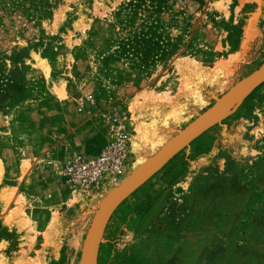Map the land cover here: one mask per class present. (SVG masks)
I'll return each instance as SVG.
<instances>
[{
    "label": "rangeland",
    "instance_id": "obj_1",
    "mask_svg": "<svg viewBox=\"0 0 264 264\" xmlns=\"http://www.w3.org/2000/svg\"><path fill=\"white\" fill-rule=\"evenodd\" d=\"M263 65L264 0H0V137L17 148L9 124L21 130L45 94L94 103L107 143L128 136L125 173L93 192L64 183L67 150L42 163L61 196L26 191L21 175L14 207L0 209V264H86L102 211L95 264H264V79L234 92ZM222 101L207 129L102 209Z\"/></svg>",
    "mask_w": 264,
    "mask_h": 264
},
{
    "label": "crops",
    "instance_id": "obj_2",
    "mask_svg": "<svg viewBox=\"0 0 264 264\" xmlns=\"http://www.w3.org/2000/svg\"><path fill=\"white\" fill-rule=\"evenodd\" d=\"M96 110L94 103L89 104L82 98L67 95L59 97L57 94L31 97L23 111V128L16 129L21 124L20 121L9 124L10 134L14 136L13 141L17 148L12 149L9 146L11 141L0 137V163L6 180L0 186V193L2 190L11 193L4 206L0 202V209L14 207L11 205L17 194L12 198L13 189L17 187L16 180L21 175H24L23 184H29L26 191L31 190L42 195L53 190L56 194L47 195H62L54 191L58 186H52V173L45 171L42 163H55L59 159L63 161L66 150H100L108 138L103 120L105 113H96ZM36 160L42 161L41 165L34 163ZM39 166L43 170L38 169ZM17 192L19 193V189Z\"/></svg>",
    "mask_w": 264,
    "mask_h": 264
},
{
    "label": "built area",
    "instance_id": "obj_3",
    "mask_svg": "<svg viewBox=\"0 0 264 264\" xmlns=\"http://www.w3.org/2000/svg\"><path fill=\"white\" fill-rule=\"evenodd\" d=\"M91 100L92 97H89ZM128 136L117 129L108 143L94 154L68 153L61 177L72 192H93L104 182L123 176L127 165Z\"/></svg>",
    "mask_w": 264,
    "mask_h": 264
},
{
    "label": "water",
    "instance_id": "obj_4",
    "mask_svg": "<svg viewBox=\"0 0 264 264\" xmlns=\"http://www.w3.org/2000/svg\"><path fill=\"white\" fill-rule=\"evenodd\" d=\"M264 79V65L258 68L255 72H253L241 85L240 88H237L234 90V92L240 91L241 89H244V92L246 93L250 89H252L254 86L259 84ZM246 89V90H245ZM243 92V93H244ZM233 94V93H232ZM231 94V95H232ZM223 101L218 104L216 107H214L210 112H208L202 119L199 121L193 123L189 127H187L185 130L180 132L178 135H176L172 140H170L167 144H165L161 149L157 151V153L149 159L145 164H143L134 174L133 176V182H136L140 178H143V176L147 175L152 169H155L158 165L166 161L174 152H176L181 146L184 144H187L189 141H191L193 138H195L197 135L202 133L205 129H207L211 125V117L215 114L219 108L223 106ZM125 186V187H124ZM126 184H123L121 189L113 192L109 198L105 201L103 205V210L107 209L109 204H113V199L118 197L120 194V190L123 188H126ZM103 211L102 213H99L97 215L94 224L92 225L89 239H88V248H87V256H86V262L87 264H95V253L98 246V234L100 230V226L103 220Z\"/></svg>",
    "mask_w": 264,
    "mask_h": 264
},
{
    "label": "bare ground",
    "instance_id": "obj_5",
    "mask_svg": "<svg viewBox=\"0 0 264 264\" xmlns=\"http://www.w3.org/2000/svg\"><path fill=\"white\" fill-rule=\"evenodd\" d=\"M246 90V89H245ZM218 115V111H216L215 112V114L211 117V120H210V122H213L214 121V118L216 117ZM135 173V172H134ZM133 178H131V176L128 178V179H126L125 181H123L122 183H121V185L123 184V183H127V184H131L132 182H133ZM120 185V186H121ZM119 186V187H120ZM118 187V188H119ZM117 189V188H116ZM114 191V190H113ZM112 191V192H113ZM79 192H81V191H79ZM81 193H84V192H81ZM106 206H108V207H111V206H113V204L111 205V204H109V205H106ZM106 210V209H105ZM104 216V215H103ZM98 236H99V234H98ZM87 259V258H86ZM86 264H87V262H86Z\"/></svg>",
    "mask_w": 264,
    "mask_h": 264
}]
</instances>
